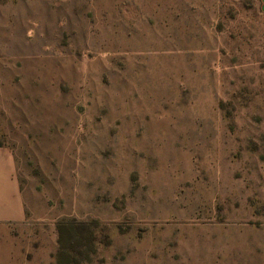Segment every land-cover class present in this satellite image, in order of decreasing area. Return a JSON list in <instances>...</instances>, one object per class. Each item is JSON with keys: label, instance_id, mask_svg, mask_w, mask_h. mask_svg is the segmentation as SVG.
<instances>
[{"label": "rangeland", "instance_id": "obj_1", "mask_svg": "<svg viewBox=\"0 0 264 264\" xmlns=\"http://www.w3.org/2000/svg\"><path fill=\"white\" fill-rule=\"evenodd\" d=\"M263 5L0 0V264H264Z\"/></svg>", "mask_w": 264, "mask_h": 264}, {"label": "crops", "instance_id": "obj_2", "mask_svg": "<svg viewBox=\"0 0 264 264\" xmlns=\"http://www.w3.org/2000/svg\"><path fill=\"white\" fill-rule=\"evenodd\" d=\"M14 153L0 145V225L25 221V202L16 173Z\"/></svg>", "mask_w": 264, "mask_h": 264}, {"label": "water", "instance_id": "obj_3", "mask_svg": "<svg viewBox=\"0 0 264 264\" xmlns=\"http://www.w3.org/2000/svg\"><path fill=\"white\" fill-rule=\"evenodd\" d=\"M264 1V0H263ZM263 9H264V5H263V7H262Z\"/></svg>", "mask_w": 264, "mask_h": 264}]
</instances>
